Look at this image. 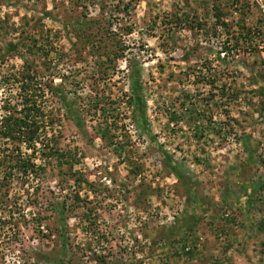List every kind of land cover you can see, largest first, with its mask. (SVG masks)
<instances>
[{"label": "rangeland", "instance_id": "1", "mask_svg": "<svg viewBox=\"0 0 264 264\" xmlns=\"http://www.w3.org/2000/svg\"><path fill=\"white\" fill-rule=\"evenodd\" d=\"M24 70L74 160L12 178L0 264H264V0H0V107Z\"/></svg>", "mask_w": 264, "mask_h": 264}, {"label": "trees", "instance_id": "2", "mask_svg": "<svg viewBox=\"0 0 264 264\" xmlns=\"http://www.w3.org/2000/svg\"><path fill=\"white\" fill-rule=\"evenodd\" d=\"M218 14L215 10L216 20L219 18ZM219 23L223 24L220 21ZM134 72L130 71L129 80L131 89L137 93L136 97L141 108L140 86ZM34 77V74L28 70L19 72L17 76L9 74L12 83L8 85L15 86L17 91H14L13 95L9 94L0 107V197L2 198L0 206L5 207L8 213L0 217L1 226H13L15 219L11 207L19 209L16 201L12 200L15 196L11 197L9 194L12 178L18 175L21 185L32 177L40 178L43 165L36 163L35 160L44 162L45 159L48 160L47 157H52L58 165H67L68 171H71L74 160V154L57 147L53 135L50 137L46 135L44 120L46 119L49 125L50 119L43 107V97L45 90L50 89L51 85L37 82ZM5 80L7 82V79ZM78 180L75 179L76 184ZM74 197L78 200L77 195ZM67 210L68 207L62 203L58 212L59 222L62 224ZM32 217L36 221L38 232L42 229L46 232L50 231L48 227H40L41 219L38 214ZM58 233L61 234L60 231ZM55 263L58 264L57 261Z\"/></svg>", "mask_w": 264, "mask_h": 264}]
</instances>
